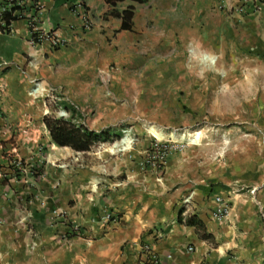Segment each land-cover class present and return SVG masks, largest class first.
<instances>
[{"label": "crops", "instance_id": "obj_1", "mask_svg": "<svg viewBox=\"0 0 264 264\" xmlns=\"http://www.w3.org/2000/svg\"><path fill=\"white\" fill-rule=\"evenodd\" d=\"M23 2L12 32H0V264H140L142 244L153 246L160 264H264V155L256 164L241 163V181L255 167L250 184L186 185L167 195L133 189V175L126 183L106 178L109 182L94 194L89 182L100 168L93 165L91 170L87 165L84 170H63L60 186L54 176H48L45 186L16 177L10 165L15 158L31 160L36 143H54L43 121L47 105L32 94L34 83L45 88L84 80L82 72L112 61L120 48L162 56L188 50L202 52L206 60L213 54L251 57L257 71L260 64L263 70L264 2L257 11L244 0H124L117 6L105 0ZM129 5L135 6L133 28L120 30L122 21L112 13ZM84 12L94 19L91 30L82 27L79 15ZM35 29L50 31L65 45L54 48L49 40L35 41ZM53 145L46 158L50 164L90 152L65 146L58 156L50 153ZM248 187L256 188L255 193L243 191ZM190 191L195 192L190 212L206 223L217 245L199 238L193 226L177 222ZM216 196L230 205L224 218L213 215ZM57 202L67 206L69 226L50 214L43 217ZM93 206L112 210L118 222L90 215ZM58 225L80 229L62 235ZM157 230L164 236L156 240Z\"/></svg>", "mask_w": 264, "mask_h": 264}, {"label": "rangeland", "instance_id": "obj_2", "mask_svg": "<svg viewBox=\"0 0 264 264\" xmlns=\"http://www.w3.org/2000/svg\"><path fill=\"white\" fill-rule=\"evenodd\" d=\"M203 56L188 50L162 56L120 48L112 61L96 63L92 70L82 72L84 80L42 87L35 97L46 103L48 114L106 130L114 140L51 164L46 158L54 143H36L31 160L18 158L20 167L13 166L16 177L45 186L50 184L48 176H54L60 186L66 175L63 170L98 166L100 169L93 171L97 176L89 182L94 194L109 182L106 178L126 183L130 175L133 189L147 188L163 195L186 185L211 188L218 183H249L256 177L255 167L243 181L239 172L241 163L256 164L264 155V69L260 64L257 71L251 57L215 54L216 62L211 63ZM62 109L67 116H62ZM64 149L55 144L50 153L61 156ZM64 163L67 166L61 167ZM250 189L243 191L251 193ZM56 204L43 217L50 214L57 223L69 226L67 206ZM91 211L94 217L118 222L112 210L93 206ZM190 211L186 207L185 214ZM75 228L58 225L57 232L72 231L73 235L80 226Z\"/></svg>", "mask_w": 264, "mask_h": 264}, {"label": "trees", "instance_id": "obj_3", "mask_svg": "<svg viewBox=\"0 0 264 264\" xmlns=\"http://www.w3.org/2000/svg\"><path fill=\"white\" fill-rule=\"evenodd\" d=\"M105 1L112 6H117L119 2L124 0ZM133 1L141 3L145 2L146 0ZM5 4V0L0 1V6H4ZM24 7L25 4H19L18 0H13V2L8 7L6 6V10L0 12V28H3L2 21L4 22V25L8 27L14 20L20 18L22 16ZM112 14L121 19L122 22L120 30H132L133 17L135 14L134 5H129L125 9L118 12L113 11ZM43 121L47 127L52 141L55 144L61 147H70L77 152H88L91 151L94 146L100 144L103 141L114 140L108 131H97L91 129L86 124L77 123L73 119L57 117L47 113L43 116ZM185 212L186 206L182 205V207H180L178 210L177 222L179 224L193 226L199 238L217 245L214 234L208 230L206 223L201 219V217L193 212H188L186 214Z\"/></svg>", "mask_w": 264, "mask_h": 264}, {"label": "built area", "instance_id": "obj_4", "mask_svg": "<svg viewBox=\"0 0 264 264\" xmlns=\"http://www.w3.org/2000/svg\"><path fill=\"white\" fill-rule=\"evenodd\" d=\"M6 4L4 6H0V12L6 10V6L8 7L13 0H5ZM245 3H251L252 7L254 9V11H257L258 9H260L262 3L264 2V0H244ZM18 3H24L23 0H18ZM35 7L37 8L38 6L35 5ZM245 8H241V10H243ZM79 17L81 18V22H82V27L85 30H91L93 29L95 22L93 17L88 13V12H84L83 14H80ZM12 23L6 27L4 25V22L2 21V26L3 28H0V32H7V33H11L12 32ZM5 27V28H4ZM35 41L37 40V42H41L43 40H49L52 43V46L54 48H60L61 46L65 45L64 42H62L60 39H58L54 34H52L50 31H39L38 29H35ZM41 87V84L39 82L34 83L33 85V91L34 90H38ZM35 96V95H34ZM62 116H67L68 113L66 112V110L62 109L61 110ZM126 135H129L128 133ZM264 143V142H263ZM264 145V144H263ZM10 165L13 166H18L20 167L21 165V160L18 158H15ZM67 164H62L61 167H66ZM251 193H255L256 188H252ZM194 191H190L183 199V203L184 205L190 209H192L193 207V203H194ZM216 201L218 203L216 209L213 212V215L217 218H224L226 216H228L229 211H230V205L229 203L222 197V196H216ZM260 213H261V217L262 220L264 221V210L263 208L260 209ZM110 214H108L106 216V219L109 220L110 219ZM164 236V232H162L161 230H157V234L155 235V239L157 240L158 238H162ZM189 250L192 251L193 248L189 247ZM141 252L144 256V258L142 260H140V264H160L161 258L158 255V253L155 251V249L153 248L152 245L150 244H142L141 245ZM170 257V255H169Z\"/></svg>", "mask_w": 264, "mask_h": 264}, {"label": "bare ground", "instance_id": "obj_5", "mask_svg": "<svg viewBox=\"0 0 264 264\" xmlns=\"http://www.w3.org/2000/svg\"><path fill=\"white\" fill-rule=\"evenodd\" d=\"M206 58H207V60H210L212 63H215L216 62V58L215 57H213V56H206ZM42 91H43V89H38V90H34V91H32V94L33 95H35V96H37V95H39V94H41L42 93ZM152 129V128H151ZM156 135L158 136V137H162V134L161 133H157L156 132ZM196 139L199 141L200 139H201V135H200V133H198L197 135H196ZM192 143H197V142H195V139L193 138L192 139ZM115 147V146H114ZM116 148V147H115ZM112 150H113V148H112Z\"/></svg>", "mask_w": 264, "mask_h": 264}]
</instances>
